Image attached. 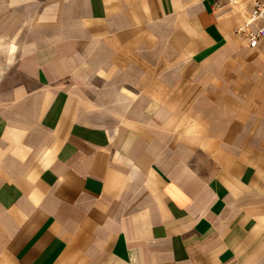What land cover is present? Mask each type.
<instances>
[{
    "label": "crops",
    "instance_id": "0c3cea01",
    "mask_svg": "<svg viewBox=\"0 0 264 264\" xmlns=\"http://www.w3.org/2000/svg\"><path fill=\"white\" fill-rule=\"evenodd\" d=\"M251 12L0 0V264H264Z\"/></svg>",
    "mask_w": 264,
    "mask_h": 264
},
{
    "label": "built area",
    "instance_id": "2783aa9c",
    "mask_svg": "<svg viewBox=\"0 0 264 264\" xmlns=\"http://www.w3.org/2000/svg\"><path fill=\"white\" fill-rule=\"evenodd\" d=\"M251 5L252 12L249 19L237 29L236 33L242 35L246 39L248 46L253 48L264 35V0H251ZM254 22H262L263 25L255 31H249V26Z\"/></svg>",
    "mask_w": 264,
    "mask_h": 264
}]
</instances>
